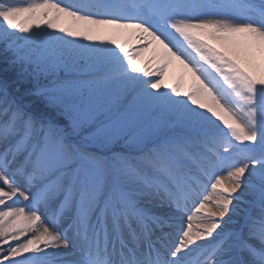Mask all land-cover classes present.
<instances>
[{"label":"snow or ice","instance_id":"6c2138e0","mask_svg":"<svg viewBox=\"0 0 264 264\" xmlns=\"http://www.w3.org/2000/svg\"><path fill=\"white\" fill-rule=\"evenodd\" d=\"M37 256L264 264V0H0V264Z\"/></svg>","mask_w":264,"mask_h":264},{"label":"bare ground","instance_id":"6f19581e","mask_svg":"<svg viewBox=\"0 0 264 264\" xmlns=\"http://www.w3.org/2000/svg\"><path fill=\"white\" fill-rule=\"evenodd\" d=\"M19 3H25V2H31V0H17ZM66 2V0H64ZM69 21H64L63 23L59 24L58 27H65L68 26ZM37 29L33 28L31 32L26 33V35H32ZM41 32H48L49 34H60L58 33L57 29H48L45 24H41V27L39 29ZM118 43L122 44L125 46L126 51H134L139 42L132 37L129 34H121L117 35L114 37ZM73 39H79V38H73ZM107 42V41H105ZM94 43H99V41H95ZM112 47H115V45H112ZM154 51H145L143 57L140 58L137 67L140 68L142 71L138 73L139 75L143 74V69L147 67L149 70L154 69L156 66L154 63H149L150 60H152V57L154 56ZM181 77H184V80L182 82V87L181 91L182 92H189L190 91V83H191V77L187 76L184 70L182 69V66L180 65H174L168 73V76L165 79V83L169 86L168 88H162L164 91H169L172 85H175L177 82L181 81ZM201 191L205 192L209 196H213L214 193L212 192L211 189V184L206 183V185L201 189ZM217 192H220L221 189L218 188L216 190ZM212 201H208V205H211ZM198 206V205H197ZM188 207L191 209V214H192V228H193V233L197 231H202L200 228L201 223L203 222V217L207 215L205 210H201L199 213L196 212V206H193L191 201L188 203ZM187 223V221H186ZM28 255V254H25ZM196 257H193V260H195ZM30 264H45L44 260L41 257H30Z\"/></svg>","mask_w":264,"mask_h":264},{"label":"rangeland","instance_id":"374dc122","mask_svg":"<svg viewBox=\"0 0 264 264\" xmlns=\"http://www.w3.org/2000/svg\"><path fill=\"white\" fill-rule=\"evenodd\" d=\"M17 35H20V33L19 32H17ZM24 35H26V34H24ZM182 99H186V96L185 97H181ZM189 104H190V102H189ZM225 175H226V173H225ZM29 255V254H28Z\"/></svg>","mask_w":264,"mask_h":264}]
</instances>
